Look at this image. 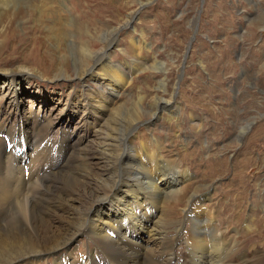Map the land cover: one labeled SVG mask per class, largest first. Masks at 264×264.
<instances>
[{
    "label": "rangeland",
    "instance_id": "1",
    "mask_svg": "<svg viewBox=\"0 0 264 264\" xmlns=\"http://www.w3.org/2000/svg\"><path fill=\"white\" fill-rule=\"evenodd\" d=\"M24 1L13 20L2 15L5 9L0 12V72L19 74L23 69L30 78V87L10 96V105L19 101V115L16 124L8 125L16 138L23 134L26 139L24 154H39L26 174L39 171L44 156L52 157L65 137L74 140L75 132H83L85 141L92 140L111 117L126 120L132 115L137 121L132 148L140 145L137 135L149 142L158 139L159 154L169 167L187 168L189 176L170 191L178 195L162 197L158 205L133 184L135 198L123 209V218L132 223L122 224L127 227L124 239L134 241L136 249L144 247L145 259L166 248L160 239L139 231H145L141 226L156 212L154 220L169 225V231L160 232L162 238L176 237L175 252L185 246L183 257L175 253L170 264L184 263L200 233L211 235L205 227L234 245L220 254L224 264H246L264 255V0H43L34 9ZM36 15L44 19L41 26ZM73 20L81 23L74 28ZM109 36L110 60L130 77L123 92L121 85L109 89L103 79L76 78L86 60L78 48L87 44L98 61ZM132 37L142 46L141 62L130 50ZM132 63L140 70L130 71ZM58 74L63 79L56 80ZM158 98L177 104L174 115H153ZM5 101L0 98V108ZM76 153L71 146L64 152L62 170H71ZM123 162L130 163L128 156ZM120 182L121 177L115 190L123 192ZM205 197L209 199L200 206L212 218L206 215L200 222L188 204ZM118 216L108 215L117 230ZM83 228L85 235L75 237L71 247L41 254L36 264L64 263L67 257L78 264L80 251L88 252L86 257L97 252L99 244L89 237L88 225ZM113 232L106 231L115 239Z\"/></svg>",
    "mask_w": 264,
    "mask_h": 264
},
{
    "label": "bare ground",
    "instance_id": "2",
    "mask_svg": "<svg viewBox=\"0 0 264 264\" xmlns=\"http://www.w3.org/2000/svg\"><path fill=\"white\" fill-rule=\"evenodd\" d=\"M32 1L35 3L31 4L27 0L33 9L37 3L44 4L43 0ZM23 4H25L24 0H0V12L5 9L6 14L2 15H5L7 21L13 20L18 10L16 7H22ZM39 17L36 15L37 23L41 26L44 19ZM129 18L128 22L131 20ZM73 23L76 28L81 22L73 20ZM111 39V36L106 39V45L101 49L98 61L93 60L95 57L87 51V44L78 48L86 60L85 63L81 61L76 69V78L83 81L103 79L102 83L109 89L121 85L123 92V89L129 85L130 77L126 74L121 75L122 72L118 71V65L110 60L107 49L113 43ZM139 42L138 39L132 37L130 50L140 61L139 50L142 46ZM101 59H105L104 63ZM132 66L130 71L140 70L139 64L134 67L132 63ZM13 72L11 70L0 72V98L6 100L0 108V136L4 137L0 139V264H36L41 254L56 255L65 247H71L70 242L75 237L85 235L82 231L85 224L89 227V237L94 239L99 247L97 252L88 257H86L88 252L84 254L80 251L83 256L79 260L82 262L78 264H170L174 255L181 253L179 257H183L186 252L185 246L177 252L173 249L176 237L171 238L170 241L162 238L160 232L168 230L169 225L159 222V218L155 221V211L151 217L147 218L146 224L141 226L146 227L145 231L142 229L139 231L140 233L145 232L146 238L160 239L166 248L160 247L159 251L147 259L144 258L143 252L141 253L145 250L144 247L139 246V249H136L135 247L138 246L134 241L124 239L127 227L122 224L131 223L123 218V209L130 204L131 199L135 198L133 184L139 188L141 186L140 189L148 197L153 198L154 203L158 205V201L162 202V197L178 195V192L170 191L176 188L175 184L184 182L189 176L187 168L177 171L169 167L159 154L158 139L149 142L144 141L142 135H137L140 145L132 148V134H136L134 127L137 121L130 115L126 120L111 117L105 123L104 130L95 131L92 140L85 141L86 136L83 132H75L74 140L72 135L65 137L62 146L53 153L54 159L44 156L39 171L26 174V168L29 170L30 163L33 166V161L39 154L35 150L36 154L34 152L31 154V151L28 155L24 154L25 146L28 148L26 139L23 138V134H20V138H16V132H11L8 125L16 124L19 115V101L10 105V96L11 94L19 96L20 90L30 87V78L28 72L24 73L23 69L19 70V74ZM108 78H114L116 82ZM55 79L59 80L63 77L58 74ZM175 104L173 101L158 98L153 104V115L156 117L160 112L174 115ZM8 111H12V114L7 115ZM133 112L138 117L141 116L138 106H135ZM33 141L37 144L35 137ZM70 146L78 153L74 155L71 170L65 171L62 170L61 160L66 157V154L63 158L61 157ZM122 147L124 150H121ZM125 156H128L130 163L123 162ZM133 160L139 161L134 164ZM22 163H27L24 168L20 165ZM138 163L142 166L139 167ZM119 177H121L119 186L123 185L125 190L123 192L119 189L115 190ZM145 179L148 181L146 182ZM168 191L170 193H167ZM203 199L209 198L194 199L188 204V209L191 213H195V217L200 222L206 215L210 217V220L212 218L211 212L202 209L204 206H200ZM127 211L128 209L125 210ZM111 213L121 215L116 218L119 224L118 230L108 220V215ZM67 215L63 225L55 227L54 224L63 220ZM196 223L198 224V221ZM108 229L114 231L113 235H110L115 239L106 233ZM205 229L213 230L209 227ZM210 231L211 235L200 233L195 240L191 241L194 244L189 249L191 255L184 260L183 264H197V261H200V264H224V261L220 259V254L229 253L234 245L226 243L228 240H219V236ZM260 256H255L246 264H264V255ZM50 260L53 262V259ZM43 261L46 264V260ZM53 264L72 263L67 257L64 263L54 262Z\"/></svg>",
    "mask_w": 264,
    "mask_h": 264
}]
</instances>
